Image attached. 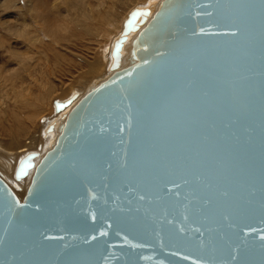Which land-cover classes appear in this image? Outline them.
Instances as JSON below:
<instances>
[{
    "label": "water",
    "instance_id": "water-1",
    "mask_svg": "<svg viewBox=\"0 0 264 264\" xmlns=\"http://www.w3.org/2000/svg\"><path fill=\"white\" fill-rule=\"evenodd\" d=\"M141 24L21 161L23 200L0 175V264H264V0H165Z\"/></svg>",
    "mask_w": 264,
    "mask_h": 264
},
{
    "label": "bare ground",
    "instance_id": "bare-ground-1",
    "mask_svg": "<svg viewBox=\"0 0 264 264\" xmlns=\"http://www.w3.org/2000/svg\"><path fill=\"white\" fill-rule=\"evenodd\" d=\"M113 1L28 0L27 6L24 7L20 4V0H0V13L1 8H3L5 13H10L8 17H11L10 19L2 18L0 20V43L6 41L11 43V40H15L13 42L17 44L24 45L28 43L26 46L24 45L28 50V48L33 47H31L32 44L45 41L46 37L49 39L54 38L55 42L67 40L66 42L70 41L72 43L82 39L81 43L83 45L89 42L87 39L100 37L97 40L102 47V50L97 47L96 50L94 49L95 53L91 51L89 54L84 51L85 47L83 49V47L76 46L78 53L67 54L68 56H73V54L76 56L68 57L64 52H56V48L52 47L53 42H51L52 44L47 43L51 46H45L46 49H44L53 53L51 61L54 62L52 64L55 65L56 72H61L58 67L61 66V61L64 59L67 70L63 69V75L60 77L62 85H57V88L54 87L55 84L52 85L53 83L50 81L44 80L45 84L42 83L41 86L39 83V87L29 88V91L28 88L27 91H17L12 86L16 91H9L8 98H5L4 93L0 91L1 104L3 105V110H0V175L11 184L4 179L15 193L16 191L12 186L16 187L21 197L26 195L27 187L30 186L32 174L35 170L33 168L30 170L29 175L17 178L16 171L21 161L28 157L38 163L56 143L60 126L65 122L70 109L88 91L105 81L116 70L132 63L129 58L130 50L139 28L144 26L141 22L143 23V19H151L165 0ZM126 2L131 3L129 8L126 7ZM132 2L136 3L132 6ZM11 7L14 9H11ZM12 10H15V12H12ZM122 12L123 14H121ZM119 15L122 18H119ZM109 24L112 25V28L109 27ZM111 33L112 35L114 33V36L109 35ZM11 34H15L16 37H8ZM67 34L69 35L67 36ZM106 37H108V40L105 39ZM98 43L93 44L91 42L94 46H97ZM72 46L74 45L72 44ZM88 48L92 49L94 47ZM32 52L34 53V51ZM7 53L6 56L11 57L8 59L17 60L16 64L19 65L18 68L9 67L7 69V71H11L10 74L14 77L15 75L21 76L22 72H18V69L22 71L23 66L24 71L28 74L35 71L36 68L30 70V64L26 61L28 59H25V55L23 56L19 52H15L13 54L15 56L9 52ZM27 53L29 54L28 51ZM73 68L80 70L78 72L81 74L79 79H74V76L71 75ZM75 72L77 71L75 70ZM65 74L70 75L74 80L71 83L67 82V84L63 78ZM56 76V79H58L59 74L57 73ZM22 78L25 80V77ZM51 79L54 82L56 81L55 77ZM91 80L93 81L91 82ZM74 82L78 84L75 86L73 85ZM70 84L73 87H70ZM30 89L33 91H30ZM48 108L51 111L44 113ZM37 118L38 128L35 122ZM18 194L17 196L23 200L25 196L21 198Z\"/></svg>",
    "mask_w": 264,
    "mask_h": 264
},
{
    "label": "rangeland",
    "instance_id": "rangeland-1",
    "mask_svg": "<svg viewBox=\"0 0 264 264\" xmlns=\"http://www.w3.org/2000/svg\"><path fill=\"white\" fill-rule=\"evenodd\" d=\"M113 1V0H112ZM117 1V0H116ZM27 2H28V0H20V4L21 5H23L24 7L25 6H27ZM113 2H115V0L113 1ZM130 2V1H129ZM142 2V1H141ZM136 2H132V6L135 4ZM126 4V7L127 8H129L130 6H131V3H125ZM11 9H14L13 7H11ZM12 12H15V10L13 11L12 10ZM4 13V14H3ZM10 13L9 12H4V9L3 8H1V13H0V20L2 19V18H9L8 17V15H9ZM28 14H30V13H28ZM121 14H123V12L121 13ZM11 18V17H10ZM9 18V19H10ZM25 18H26V16H25ZM119 18H122V16L121 15H119ZM112 25H110L109 24V27H111ZM112 28V27H111ZM60 33H63V32H60ZM115 33V32H114ZM114 33H113V35H112V33L111 34H109V35H112V36H114ZM65 34V33H64ZM69 34H67V36H68ZM116 35V34H115ZM10 36H12V37H16V35L15 34H11V35H9L8 37H10ZM72 38V37H71ZM98 38H100V37H96L95 39H87V41H89L88 43H85L84 45L81 43V41H82V39H79V40H76V42H66L67 40H65V41H60V42H55V40H54V38H45L44 40L46 41H38L37 42V44H32L31 45V49H29L28 48V50H26V48L27 47H25L28 43H25L24 45L23 44H17V43H15V42H13V41H15V40H11L10 42L11 43H9V42H5V43H0V91H2L3 93H4V95H5V98H8V96H9V91H29V88H36V87H39V85L41 84V86H42V83L43 84H45V81H50L51 83H53L52 85H54V87L56 86L57 88H58V86H61L62 84H61V78L60 77H62V75H63V69H65V70H67V68H66V65H64V59H63V61H61V66L60 67H58L59 68V70H61V72H56V70L57 69H55V65L54 64H52V63H54L53 61H51L52 60V57H53V53L50 51V50H45L46 49V47L45 46H51V45H47V43H51V42H53V44H52V47H54V48H56L55 49V51L57 52V51H61V52H64V53H66V55L69 53H78V51H77V47L76 46H80V47H83V49H84V47H85V49H84V51L85 52H87V53H89L90 54V52L92 51L93 53H95V50H96V48L98 47L100 50H102V47L99 45V43H98ZM13 39V38H12ZM105 39H107L108 40V37H106ZM50 40V41H49ZM97 41V42H96ZM91 42L93 43V44H96V43H98V45L97 46H94L93 44H91ZM18 43H20V42H18ZM108 43V42H107ZM68 44V45H67ZM72 44L74 45V46H72ZM81 44V45H80ZM90 46H89V45ZM56 45V46H55ZM93 45V46H92ZM100 46V47H99ZM23 47H25V48H23ZM88 47H94V48H92V49H90V48H88ZM45 48V49H44ZM88 50H87V49ZM25 49V50H24ZM40 49V50H39ZM95 49V50H94ZM31 52H30V51ZM12 51V52H11ZM27 51L29 52V54L27 53ZM32 51H34V53L32 52ZM7 52H11L10 54H15V52H19V53H21V55H25L24 57H26L25 59H28V60H26L29 64H30V70L32 71V69L34 70L35 68L37 69H35V71H32L30 74H28L27 72H25L24 71V66L21 68L22 69V71H20V69H18L19 71L18 72H22L21 73V76H19V75H15V77L13 76V75H11L10 74V70L9 71H7V69L10 67H15V68H18V66L19 65H17L16 64V61L17 60H14L13 58L12 59H8L9 57H7L6 55L8 54ZM26 52V53H25ZM13 56H15V55H13ZM29 56V57H28ZM68 56V55H67ZM73 56H76L75 54H73ZM72 55H69L68 57H73ZM5 58V59H4ZM7 58V59H6ZM11 58V57H10ZM5 60H7V61H5ZM31 60V62H33L32 64H31V62H29ZM40 60V61H39ZM66 61H68L67 59H65ZM41 62V63H40ZM46 62V63H45ZM45 63V64H44ZM45 65V67H44V65ZM52 64V65H51ZM67 66H69L68 64H67ZM43 67V68H42ZM41 69V70H40ZM43 69V70H42ZM46 69H47V71H46ZM54 72H53V71ZM75 70L77 71V72H75ZM65 72V71H64ZM78 72H80V70L78 69V68H73V73L71 74V75H73L74 76V79L76 78V79H79L80 77H81V74L80 73H78ZM47 73H49V74H51V75H49V74H47ZM54 73H55V76H54ZM57 73L59 74V77H58V79H56V75H57ZM17 74V73H16ZM43 74V75H42ZM52 74H53V77H52ZM69 74V73H68ZM68 74H65L64 76H63V78L65 79L64 80V82H68V83H71L72 82V80H74V79H72V77L70 76V75H68ZM16 76H18V77H16ZM42 76H44V77H42ZM48 76V77H47ZM22 77H25V80H23L24 78H22ZM35 77V78H34ZM38 77V78H37ZM42 77V78H41ZM55 77V82H54V80L53 79H51V78H54ZM66 77V78H65ZM14 78H16V80H14ZM20 78V79H19ZM22 78V79H21ZM40 78V79H39ZM48 78V79H47ZM27 79H28V81H27ZM35 79V80H34ZM85 79V78H84ZM41 80H43V81H41ZM45 80V81H44ZM52 80H53V82H52ZM16 81V82H15ZM93 80H91V82H92ZM15 82V83H14ZM27 82H29V83H27ZM36 82H38V83H36ZM60 82V83H59ZM21 83V84H20ZM28 85H27V84ZM40 83V84H39ZM57 83V84H56ZM67 83V84H68ZM19 84V85H18ZM23 84V85H22ZM31 84V85H30ZM38 84V85H37ZM67 84H66V86H67ZM78 83H76V82H74V84L73 85H77ZM36 85V86H35ZM58 85V86H57ZM12 86L13 87H15L16 88V90H14L13 88H12ZM18 86V87H17ZM26 86V87H25ZM28 86V87H27ZM70 87H73V86H71V84L69 85ZM28 88V89H27ZM57 88H55V89H57ZM25 89V90H24ZM27 89V90H26ZM30 89V91H33V90H31ZM11 100V99H10ZM1 102H2V99L0 98V110H3V105L1 104ZM49 109V110H48ZM44 113H47V112H49V111H51L50 110V108H48ZM4 113H5V111H4ZM37 121H35L37 124V128H38V118L36 119ZM37 130V129H36ZM2 177V176H1ZM3 178V177H2ZM3 179H5V178H3ZM6 180V179H5ZM7 181V180H6ZM8 182V181H7ZM9 183V182H8ZM10 184V183H9ZM11 185V184H10ZM13 188H14V190L16 191V193L18 194V190L16 189V187H14V186H12ZM28 188V187H27ZM19 195V194H18ZM20 196V195H19ZM25 196V195H24ZM23 196V197H24ZM21 197V196H20ZM23 197H21V198H23Z\"/></svg>",
    "mask_w": 264,
    "mask_h": 264
}]
</instances>
